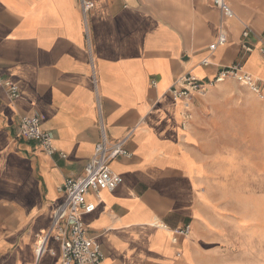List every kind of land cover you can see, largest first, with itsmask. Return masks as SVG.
Returning <instances> with one entry per match:
<instances>
[{
	"label": "crops",
	"instance_id": "1",
	"mask_svg": "<svg viewBox=\"0 0 264 264\" xmlns=\"http://www.w3.org/2000/svg\"><path fill=\"white\" fill-rule=\"evenodd\" d=\"M90 1L85 15L81 0H0V76L20 87L12 98L0 83V264H60L53 216L65 181L84 174L101 121L110 141L128 136L132 154L110 165L122 178L116 189L87 195L96 209L82 220L103 264H229L209 246L221 232L206 190L229 178L223 142L264 136V0H227L233 18L214 0ZM221 32L227 42L212 50ZM236 63L259 93L228 79L186 107L169 92L186 72L207 81ZM238 103L250 114L240 123L227 112ZM33 113L55 153L16 137L20 116Z\"/></svg>",
	"mask_w": 264,
	"mask_h": 264
},
{
	"label": "built area",
	"instance_id": "2",
	"mask_svg": "<svg viewBox=\"0 0 264 264\" xmlns=\"http://www.w3.org/2000/svg\"><path fill=\"white\" fill-rule=\"evenodd\" d=\"M217 6L227 18L235 16L234 11L228 4L227 0H214ZM83 13L88 14L94 7L90 0H81ZM250 29L246 27L243 31V38L249 36ZM227 42V35L221 32L217 42L211 46L215 49L218 45ZM243 49L247 53L253 52L256 47L248 42H244ZM264 57V44L257 48ZM204 65H208L209 61L204 60ZM228 79H234L240 84L247 86L252 91L259 93L260 87L248 72L244 69L242 63H236L230 67L223 68L217 75L210 80H203L190 72H186L175 79L173 85L169 89L174 99L184 101L186 107L189 106L191 99L196 95L206 94L209 87L222 83ZM0 83L9 89L10 96L16 98L19 94L20 87L9 78L0 76ZM191 118V114L186 112L185 122ZM101 140L97 143L95 151L88 162L85 172L78 178L67 179L62 187L64 194L63 202L56 209L53 222L52 232H54L56 240L60 244V264H103L105 252L102 245L88 234V228L82 220V214L92 213L96 209V204L87 199L90 191L99 193L103 190H114L122 182L120 175L111 170V163L119 157H131V152L127 149L126 144L128 136L110 141L105 133L104 125L101 121ZM18 139L33 141L42 146L48 153H55L53 145V135L44 130L41 118L38 114H25L20 116L18 121L17 134ZM66 157L65 154H62ZM190 226L173 230V241L177 242L180 236H187L190 233ZM47 237L39 241L37 246V254L43 252Z\"/></svg>",
	"mask_w": 264,
	"mask_h": 264
},
{
	"label": "rangeland",
	"instance_id": "3",
	"mask_svg": "<svg viewBox=\"0 0 264 264\" xmlns=\"http://www.w3.org/2000/svg\"><path fill=\"white\" fill-rule=\"evenodd\" d=\"M222 95L223 92L218 93ZM238 96L236 99L223 95L222 100H237L245 105L246 95ZM239 103L237 109L227 112L240 123L250 114ZM243 127L237 124L238 131ZM222 149L229 154L222 157V166L230 173L227 172V181L219 183L220 187L206 190L207 206L221 232L209 246L222 248L221 254L229 264H264V136L256 132L252 137L238 135L223 142ZM2 256L0 253V260Z\"/></svg>",
	"mask_w": 264,
	"mask_h": 264
},
{
	"label": "bare ground",
	"instance_id": "4",
	"mask_svg": "<svg viewBox=\"0 0 264 264\" xmlns=\"http://www.w3.org/2000/svg\"><path fill=\"white\" fill-rule=\"evenodd\" d=\"M43 250H44V248H43Z\"/></svg>",
	"mask_w": 264,
	"mask_h": 264
}]
</instances>
